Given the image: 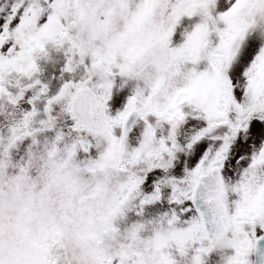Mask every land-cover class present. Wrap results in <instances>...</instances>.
<instances>
[{
  "label": "snow or ice",
  "instance_id": "1",
  "mask_svg": "<svg viewBox=\"0 0 264 264\" xmlns=\"http://www.w3.org/2000/svg\"><path fill=\"white\" fill-rule=\"evenodd\" d=\"M0 264H264V0H0Z\"/></svg>",
  "mask_w": 264,
  "mask_h": 264
}]
</instances>
